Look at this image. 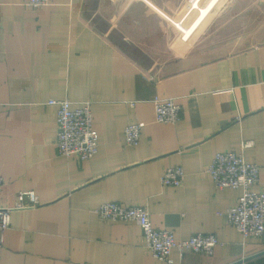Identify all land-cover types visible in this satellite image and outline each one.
I'll list each match as a JSON object with an SVG mask.
<instances>
[{
  "label": "crops",
  "instance_id": "1",
  "mask_svg": "<svg viewBox=\"0 0 264 264\" xmlns=\"http://www.w3.org/2000/svg\"><path fill=\"white\" fill-rule=\"evenodd\" d=\"M26 1L0 0V207L23 191L38 203L11 211L0 264H167L135 222L100 221L105 202L145 207L175 240L217 237L211 253L172 249V264H264V235L243 239L225 219L241 189H217L206 172L216 153L241 154L264 192V0ZM217 20L227 38L213 42ZM156 96L180 105L177 123L156 122ZM50 99L91 101L89 161L58 154ZM139 122L127 146L123 130ZM175 166L182 184L162 185Z\"/></svg>",
  "mask_w": 264,
  "mask_h": 264
},
{
  "label": "built area",
  "instance_id": "2",
  "mask_svg": "<svg viewBox=\"0 0 264 264\" xmlns=\"http://www.w3.org/2000/svg\"><path fill=\"white\" fill-rule=\"evenodd\" d=\"M48 0H27L26 5L41 7ZM155 120L164 124H175L180 120L181 107L174 99L156 96L153 99ZM48 105L56 106L58 154L75 157L80 162L89 161L98 150V142L93 129L90 111L91 101H85L72 107L69 99H50ZM144 123H129L123 130L127 146H135L140 141ZM251 142H245L247 148ZM217 189H241V195L235 205L225 211V219L243 237L259 238L264 235V192L253 187L259 181V166L245 161L241 154L232 151L218 152L206 167ZM183 169L175 166L165 169L160 177L164 186L179 187L183 180ZM4 180L0 175V188ZM14 207H0V246L3 232L10 226V213L13 209H28L37 205V197L32 191L18 193ZM100 221L135 222L142 233V245L152 257L172 264V249L180 252L190 250L195 253H211L218 244L213 234L197 233L185 240H175L172 231L156 229L152 226L147 209L143 206H125L116 202H105L94 209Z\"/></svg>",
  "mask_w": 264,
  "mask_h": 264
},
{
  "label": "rangeland",
  "instance_id": "3",
  "mask_svg": "<svg viewBox=\"0 0 264 264\" xmlns=\"http://www.w3.org/2000/svg\"><path fill=\"white\" fill-rule=\"evenodd\" d=\"M249 1H252V0H249ZM201 6H203V5H201ZM183 7H184V4H182L181 5V8L183 9ZM185 22H190V19H186L185 20ZM199 22V21H198ZM222 20H217V21H214L213 23H214V25H215V23H216V27H217V33L216 34H214L213 36H212V41L213 42H217V41H219V40H221V39H223V38H227V36L226 35H223V31H220V28H221V25H222ZM231 24L233 23L232 21L230 22ZM172 25V24H171ZM147 26H148V28H151L152 26H156V22H154V21H149L148 22V24H147ZM172 27H173V25H172ZM222 33V34H221ZM189 38V39H188ZM183 40H186V42H188L190 39H192V37L190 36H185V37H183L182 38ZM188 39V40H187ZM194 39V38H193ZM202 39H205V36H201V37H199V42L202 40ZM160 40V39H159ZM165 40H166V37H165ZM180 43H182V44H184V41L183 42H180ZM153 53H155V52H153ZM168 55H169V57H171V54L170 53H168ZM168 55H167V53H162V59L163 60H166V59H168L169 57H168ZM173 57V56H172ZM171 57V58H172Z\"/></svg>",
  "mask_w": 264,
  "mask_h": 264
}]
</instances>
